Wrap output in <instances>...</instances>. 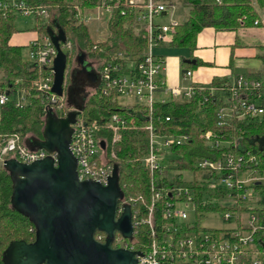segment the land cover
I'll use <instances>...</instances> for the list:
<instances>
[{
  "label": "trees",
  "instance_id": "1",
  "mask_svg": "<svg viewBox=\"0 0 264 264\" xmlns=\"http://www.w3.org/2000/svg\"><path fill=\"white\" fill-rule=\"evenodd\" d=\"M130 0H0L4 6L0 10V92H8L10 101L0 106V136L10 137L18 134L22 139L42 138L49 111L45 110L48 94L39 90L48 78L54 80L53 67L33 66L24 58V53L34 50L35 46L14 47L10 40L15 34L36 32L42 45L44 38L52 42V36L62 34L71 45L65 52L67 57L64 98L73 85V70L83 54L92 61L96 72L108 64L119 66L121 74H130L143 61L150 46V36L146 25L139 21L138 10L131 6ZM165 4L168 10L179 2L188 10L187 19L178 23L173 32L172 48L188 49L192 54L197 50L198 36L206 28L219 32H238L240 29L261 28L255 23L264 13V0H155ZM13 2H22L35 11L31 17L21 16ZM112 6V14H103L107 21L109 36L105 41H97L91 34L87 18L89 13L99 7ZM46 11L47 16L41 15ZM20 18H32L34 25L30 29H18ZM264 66V47L257 56ZM205 65L200 61L195 64L183 62L184 73ZM231 78H215L210 84L192 86L196 89L191 98H173L157 100L150 108L144 104L122 106L119 95L114 90H103V84L95 85L93 92L84 102L81 113L87 123H96L99 131L96 136L110 143L113 132L107 129L113 116H120L126 122L121 131V140L116 147V159L119 184L129 203L136 220L145 219L154 201L151 181L157 177L145 166L144 159L149 154L150 131L160 137L178 139L186 136L181 146L165 149L163 169L166 174L179 173V181L195 192L196 221L195 227L205 233L220 234L225 230L208 229L201 223L210 212H223L234 208H223L215 199L225 197V191L217 192L209 187V182L216 177L198 168L201 159L219 160L227 153L243 155L246 159L256 158L253 166L264 173V115L259 118H228L225 125H220L218 112L228 105L231 95L228 90L239 77L262 83L264 94V69H238L232 65ZM202 88V89H201ZM23 94L26 102L16 106L14 95ZM263 101V100H262ZM262 101L260 103H262ZM169 119V120H167ZM212 137L206 139L205 135ZM30 135V136H29ZM249 154V156H247ZM189 174L185 179L183 174ZM164 181H166L164 179ZM261 204L264 205V188H259ZM12 182L4 167L0 168V264H5L7 249L17 242L31 244L35 241V230L30 221L11 206ZM236 210V209H235ZM244 214L248 209H237ZM163 222V219H159ZM149 228L138 226L132 240H126L118 234L117 245L128 242L134 250L146 252L151 244ZM106 239L104 233H97ZM264 239V238H263ZM264 243V242H263ZM264 249V244L260 245ZM250 254L243 256L240 264H253Z\"/></svg>",
  "mask_w": 264,
  "mask_h": 264
},
{
  "label": "built area",
  "instance_id": "2",
  "mask_svg": "<svg viewBox=\"0 0 264 264\" xmlns=\"http://www.w3.org/2000/svg\"><path fill=\"white\" fill-rule=\"evenodd\" d=\"M129 3L138 10L139 21L144 23L148 30L150 36L148 53L130 74L119 73L120 68L116 64L110 63L98 72L95 66H92L104 85L103 90H114L119 98L122 96L136 97L140 104L151 108L157 101L156 94L166 91L163 78L166 63L162 57L154 53V50L160 44L171 40L178 22L164 23L168 7L155 0H130ZM3 6L8 8V5L0 3V10ZM12 6L23 17H31L35 14L33 9L22 2H13ZM101 9L103 14L111 15L113 7L107 5ZM40 14L47 16L46 11H41ZM88 20L90 21V17ZM255 25L264 27V13ZM38 40L31 43L35 48L29 52L27 61L33 66L53 67L57 56L56 48L46 38L43 39L42 45ZM61 47L64 52L70 50L71 45L66 43ZM186 76L190 78L192 72H187ZM53 81L48 78L44 84L39 86V90L48 94L45 110L54 113L58 118H65L71 108L66 104L64 97L52 93ZM195 90L193 86H190L187 90L175 89L169 93L173 98L189 99ZM228 90L231 93L228 105L221 107L218 112L220 125H225L228 118H259L264 115V94L262 83L259 80L251 81L239 77ZM7 93L0 92V106L10 101V95ZM17 95L16 106L19 107L26 100L23 94ZM161 101L165 102V100ZM126 125L127 122L122 117L113 116L111 122L107 124V129L113 132L112 141L108 143L96 136L99 131L96 123H87L82 115L78 116L76 124L72 125L70 149L78 161L77 171L81 181L93 180L103 185L108 184L114 170L112 160L116 159V147L121 140L120 133ZM147 129L150 131V149L148 156L144 159V164L152 174H157V177L150 183L154 192V201L148 210L147 217L137 221L136 215L133 214L134 236L138 226L146 225L151 237V244L146 252H141L143 255L138 257V263L240 264L243 256L250 254L253 257V264H264V249L260 248V245L264 244V205L260 203L261 195L258 194L259 188H264V173L253 167L256 164V158L246 159L243 155L235 156L229 152L219 160L201 159L198 161L199 169L212 173L216 177L215 180L210 179V189L226 193L225 197L215 199V202L221 207L229 204L228 209L234 208L232 209L234 212L224 211V221L233 222L231 228L218 235L205 233L195 227L197 212L195 192L182 183L176 184L174 180L179 181V175L170 178L169 173L166 174L163 169L164 150L174 145L181 146L187 137L183 136L178 139L160 137L154 133L152 126ZM205 137L210 139L212 134L208 132ZM25 141L26 139H22L18 134L10 137L0 136V168L4 167L7 160H17L24 164H30L49 156L56 160V154L29 149ZM103 141L105 142L104 149L101 148ZM190 207L195 218L192 221L187 211L184 210ZM237 209H248V211L240 214ZM159 219H163V222H159ZM97 238L103 242L102 236ZM122 248L136 251L128 242H123Z\"/></svg>",
  "mask_w": 264,
  "mask_h": 264
},
{
  "label": "water",
  "instance_id": "3",
  "mask_svg": "<svg viewBox=\"0 0 264 264\" xmlns=\"http://www.w3.org/2000/svg\"><path fill=\"white\" fill-rule=\"evenodd\" d=\"M65 41L62 34L52 36L57 50L52 93L59 97L64 96L66 79L67 57L60 45ZM86 62L82 54L78 65L83 69L73 72V85L68 91L69 106L76 110L65 118L49 111L42 139L30 137L25 141L29 149L56 154V160L49 156L30 164L17 160L4 163L12 182L11 206L35 230L33 243L17 242L7 249L5 264H139L138 257L143 255L113 248L117 234L131 240L135 232L131 206L126 204L121 211L125 195L117 166L107 185L78 177V161L70 145L72 125L84 104L74 103L72 95L81 93L85 82L93 87L99 83L98 74ZM101 148H105L104 142ZM97 233L105 234L104 242L98 240Z\"/></svg>",
  "mask_w": 264,
  "mask_h": 264
},
{
  "label": "crops",
  "instance_id": "4",
  "mask_svg": "<svg viewBox=\"0 0 264 264\" xmlns=\"http://www.w3.org/2000/svg\"><path fill=\"white\" fill-rule=\"evenodd\" d=\"M32 34H35V36H32ZM37 39L38 34L36 32L19 33L12 37L10 45L14 47H28ZM172 40L173 35L171 40L160 44L154 50V53L162 57L166 63V69L163 72L166 91L158 92L156 94L157 100L170 99L169 92L171 90L178 89L184 91L193 84L207 85L215 78H231L232 65L238 69H250L254 71L264 69L262 61L257 57L259 50L264 47V27L240 29L238 32H219L213 28H206L198 36V48L193 53V59L191 58L192 54L190 50L170 47ZM256 60L261 63L263 68L253 65ZM196 61H200L205 65L199 66L193 71L191 70L192 76L188 79L186 73L183 72L182 63L191 62V64H195ZM86 86L92 87L88 82L84 83L81 91V95H84L82 102H79L77 95H72L74 103L84 104L86 98L84 87ZM65 101L69 108H73V106H69L68 96Z\"/></svg>",
  "mask_w": 264,
  "mask_h": 264
},
{
  "label": "rangeland",
  "instance_id": "5",
  "mask_svg": "<svg viewBox=\"0 0 264 264\" xmlns=\"http://www.w3.org/2000/svg\"><path fill=\"white\" fill-rule=\"evenodd\" d=\"M100 8V9H99ZM96 10H94V12H90L89 13V17H90V21L87 18V24H89V29L90 32L92 34V36L99 42H103L105 41V39H107V37L109 36V30H108V26H107V21L104 18V16L102 15L103 13L102 11V7H99ZM187 15H188V10L183 6L182 3H178L176 4V6H174L173 8L168 10V14L167 17L163 20L164 23H170V21H177V22H183L187 19ZM34 25V20L32 18H20L17 22V27L18 29H30L32 28ZM29 33H34V32H29ZM32 36H35V34H32ZM34 38V37H32ZM39 39V37H38ZM66 51H64L65 53ZM28 51H26L24 53V58L26 60H28ZM88 63H91L92 65L94 64L92 61L90 62L89 60H86ZM256 67H262L261 63L259 61H255L254 64ZM72 78H73V74H72ZM0 79H1V74H0ZM183 79V77H182ZM189 79V78H188ZM81 89V87H79V90ZM92 87H84V93H85V100L88 99L89 95L93 92L92 91ZM77 98L79 99V102L83 101V97L84 95H81V93H77ZM15 100L18 99V95H14L13 97ZM119 103L122 106H133L136 104H139L140 101L136 98V97H125L122 96L119 98ZM30 136V135H29ZM179 175L178 172H170L169 176L170 178H175ZM183 177L185 179H188L190 176L189 174L184 173ZM222 207L224 208H229L230 205L229 204H224ZM184 210L187 211V214L189 216L190 221L194 220V214L193 211L191 209V207L185 208ZM224 211L223 212H210L207 214L206 218L203 220V222L201 223V226L204 228H208V229H215V230H226L232 227V223L233 222H225L224 221ZM234 220V218L232 219Z\"/></svg>",
  "mask_w": 264,
  "mask_h": 264
},
{
  "label": "flooded vegetation",
  "instance_id": "6",
  "mask_svg": "<svg viewBox=\"0 0 264 264\" xmlns=\"http://www.w3.org/2000/svg\"><path fill=\"white\" fill-rule=\"evenodd\" d=\"M85 64H87V65H90L92 68V70L94 71V68H93V66H92V64L91 63H88V62H86ZM83 69V66L82 65H78L77 64V66L74 68V70H73V72H78V71H80V70H82ZM90 85V84H89ZM90 86H92V85H90ZM93 87V86H92ZM94 89V88H93ZM82 105V104H81ZM76 109L73 107V108H71V111L70 112H72V111H75ZM69 112V113H70ZM36 139H40V138H36ZM42 139V138H41ZM117 241H118V234L116 235V240H115V242H114V244H113V248H115V249H119V248H122V246H120V245H117ZM126 243V242H125Z\"/></svg>",
  "mask_w": 264,
  "mask_h": 264
}]
</instances>
